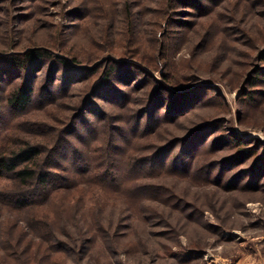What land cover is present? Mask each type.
Here are the masks:
<instances>
[{
	"label": "rangeland",
	"instance_id": "374dc122",
	"mask_svg": "<svg viewBox=\"0 0 264 264\" xmlns=\"http://www.w3.org/2000/svg\"><path fill=\"white\" fill-rule=\"evenodd\" d=\"M24 141L49 179L3 264H264V0H0V154Z\"/></svg>",
	"mask_w": 264,
	"mask_h": 264
},
{
	"label": "trees",
	"instance_id": "16d2710c",
	"mask_svg": "<svg viewBox=\"0 0 264 264\" xmlns=\"http://www.w3.org/2000/svg\"><path fill=\"white\" fill-rule=\"evenodd\" d=\"M169 1L172 2L174 0ZM37 55L38 54L34 51L28 52L26 59L37 57ZM8 62L18 68H23L25 66V60H20L18 57H10L8 58ZM32 99L33 89L28 83H25L13 89L7 98V103L16 111H24L31 104ZM114 148L113 145L111 149ZM40 153L41 149L39 145L24 141L20 142L17 147H13L10 150L8 149L0 154V178H4L5 175H10V179L14 181V186H16L15 191L12 189H7L5 192L0 190V219L2 211L5 208L18 212L32 208L36 198L35 194L33 196L29 195L31 190H29L28 187L30 185L36 186V188L47 186L49 173L45 170V167L40 166ZM99 180L105 183L103 179L99 178ZM121 183L123 182H119L120 185L118 188L123 189ZM22 234L25 235V231H22ZM42 236L52 243H58L55 232L50 228L42 230ZM4 237L5 236L0 235V247L6 242ZM10 252L15 253L14 250ZM23 254L26 255V252H23ZM56 261L57 260H52L51 262L55 263ZM0 264H3L2 261ZM19 264H30L29 259H26L24 256ZM42 264H44V262Z\"/></svg>",
	"mask_w": 264,
	"mask_h": 264
}]
</instances>
